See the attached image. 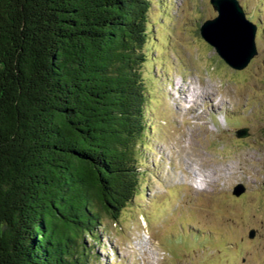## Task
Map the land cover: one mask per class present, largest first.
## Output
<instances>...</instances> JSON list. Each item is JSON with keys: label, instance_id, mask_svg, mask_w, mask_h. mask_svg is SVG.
<instances>
[{"label": "trees", "instance_id": "16d2710c", "mask_svg": "<svg viewBox=\"0 0 264 264\" xmlns=\"http://www.w3.org/2000/svg\"><path fill=\"white\" fill-rule=\"evenodd\" d=\"M150 4L0 0V264H100L144 172Z\"/></svg>", "mask_w": 264, "mask_h": 264}, {"label": "rangeland", "instance_id": "374dc122", "mask_svg": "<svg viewBox=\"0 0 264 264\" xmlns=\"http://www.w3.org/2000/svg\"><path fill=\"white\" fill-rule=\"evenodd\" d=\"M164 2L167 3L151 0L147 25L151 35L143 50L147 56L143 77L150 110H145L149 124L144 133L147 146L140 148L145 156L143 164H148L151 171L142 172L141 194L130 200L119 219L99 227V241L93 250L99 254L100 264H226L228 260V264H264V25L257 23L263 12L258 10L260 0H239L245 15L258 25L257 53L242 69L228 66L199 37L200 22L218 14L209 0L190 1L184 12L194 24H190L193 26L190 30L180 29L176 47L171 45L172 31L167 32L171 20L161 22L160 11L166 9ZM168 9L173 13L172 4H168ZM167 33L169 38H165L164 47L177 49L173 54L182 57L183 53L186 69L167 65L163 59L162 65L156 63L163 48L160 39L164 40L163 34ZM181 75L190 82L196 79L204 91H218L224 98L237 99L239 107H230L225 117L231 120L225 123H190L182 141L177 132L167 138L172 129L169 122L163 130L166 141L163 145L160 119L181 118L175 101L167 99L169 91H173V84L170 87L169 83L179 82ZM243 127L247 128L245 136H236V130ZM165 150L169 155L162 153ZM197 173L217 185L209 191L194 189L189 182ZM220 174L228 175L229 181L220 180ZM252 176L256 177L251 181ZM239 183L244 184L245 190L238 199L232 191ZM172 186L177 188L171 189ZM181 226L185 233L177 238ZM189 228L199 232L200 237L192 238ZM250 229H254L252 237L248 236ZM169 240L176 245L181 242L174 255L169 252L174 245ZM146 247L148 253L142 254V248ZM151 248H155L156 257Z\"/></svg>", "mask_w": 264, "mask_h": 264}, {"label": "water", "instance_id": "95a60500", "mask_svg": "<svg viewBox=\"0 0 264 264\" xmlns=\"http://www.w3.org/2000/svg\"><path fill=\"white\" fill-rule=\"evenodd\" d=\"M218 15L204 22L202 37L214 46L219 56L231 67L241 69L256 54L254 35L256 26L249 22L237 0H210ZM245 129L238 132L245 134Z\"/></svg>", "mask_w": 264, "mask_h": 264}, {"label": "bare ground", "instance_id": "6f19581e", "mask_svg": "<svg viewBox=\"0 0 264 264\" xmlns=\"http://www.w3.org/2000/svg\"><path fill=\"white\" fill-rule=\"evenodd\" d=\"M175 85H177L176 86L177 87V92L180 93L182 90H181V87L179 86V82H176ZM187 91H188V94H191L189 89H187ZM206 93H208V91L201 90V97L206 98V96H204V94H206ZM185 95H186L185 92L183 94L181 93V96H185ZM209 99L212 100L211 98H209Z\"/></svg>", "mask_w": 264, "mask_h": 264}]
</instances>
